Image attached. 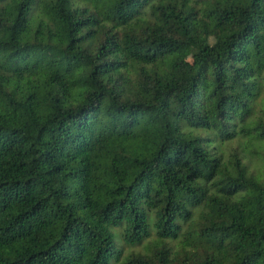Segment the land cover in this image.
<instances>
[{"label":"trees","instance_id":"1","mask_svg":"<svg viewBox=\"0 0 264 264\" xmlns=\"http://www.w3.org/2000/svg\"><path fill=\"white\" fill-rule=\"evenodd\" d=\"M0 264H264V0H0Z\"/></svg>","mask_w":264,"mask_h":264},{"label":"rangeland","instance_id":"2","mask_svg":"<svg viewBox=\"0 0 264 264\" xmlns=\"http://www.w3.org/2000/svg\"><path fill=\"white\" fill-rule=\"evenodd\" d=\"M185 59H186V60H190V56L186 54V55H185Z\"/></svg>","mask_w":264,"mask_h":264}]
</instances>
